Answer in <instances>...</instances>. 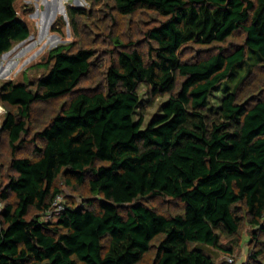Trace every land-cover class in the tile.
Returning a JSON list of instances; mask_svg holds the SVG:
<instances>
[{"label": "trees", "instance_id": "16d2710c", "mask_svg": "<svg viewBox=\"0 0 264 264\" xmlns=\"http://www.w3.org/2000/svg\"><path fill=\"white\" fill-rule=\"evenodd\" d=\"M16 1L0 0V57L30 37ZM109 1L123 16L151 10L164 18L146 33L148 60L116 39L121 50L103 89L76 94L28 140L34 104L76 93L95 53L61 46L38 65L46 72L35 89L0 84V102L14 109L0 125L13 157L0 188V264H138L159 237L153 264H216L204 246L223 250L221 236L237 235L245 219L264 221V98L239 100L252 68L264 64V0ZM240 29L245 45L181 59L187 44L225 43ZM179 78V92L143 129L135 120L140 86L161 96ZM216 90L222 98L212 112ZM36 140L43 147L34 148L35 158L17 157ZM60 178L73 190L87 184L91 197L43 221L61 194ZM150 198L181 200L184 211L167 217L138 202ZM262 252L250 264H260Z\"/></svg>", "mask_w": 264, "mask_h": 264}, {"label": "rangeland", "instance_id": "374dc122", "mask_svg": "<svg viewBox=\"0 0 264 264\" xmlns=\"http://www.w3.org/2000/svg\"><path fill=\"white\" fill-rule=\"evenodd\" d=\"M15 9L20 19L29 27L30 38L22 44H15L9 54L0 57V84L7 81L31 83L32 89H35L37 81L46 72L38 65L46 63L51 51L61 46H72L73 51L80 48L91 49L95 53L91 70L82 78L76 93L34 104L27 140L34 138L43 130L64 107L69 105L76 94L103 89L106 72L121 50L119 44L115 42L116 39L133 44L134 48L148 60L150 41L146 33L164 20L162 16L151 10H139L132 15L123 16L109 0L100 3L88 0H17ZM41 14L46 17L42 30ZM246 38V32L240 29L225 43L208 46L189 43L180 50V56L183 61L188 62L201 60L221 48L233 50L235 47L245 45ZM182 81L183 79L179 78L175 90L161 96H154L148 87L140 86V104L136 109L135 120H143V129L162 114L163 106L170 100L171 95L179 92ZM235 83L236 81L230 83L231 89ZM221 98L222 94L218 90L212 93L208 103L210 111H217ZM257 98H264V64L252 68L239 90L240 102L245 103ZM10 110L14 111L12 107H6L0 102V125L4 123L6 114ZM37 146L43 147V142L36 140L35 144L26 145L17 153V157L35 158L34 148ZM12 158L7 134L1 132L0 188L7 185L12 175ZM57 184L64 205L77 206L82 204L84 199L91 197L87 184L77 190L67 186L62 178ZM10 197L11 203H14V195L11 194ZM138 202L167 217L182 214L184 211V204L178 199L150 198ZM0 208H3L1 202ZM123 210L126 211L127 208ZM34 214L35 212L32 211L29 218ZM41 219L56 221L54 217L42 216ZM161 240L162 237H159L152 242L149 252L138 264H153ZM220 244L223 250L203 247L215 258L216 264H225L228 257L234 259L229 264H250L252 254L261 250L263 252L258 258V263L264 264V221L261 226H252L248 219H245L239 233L233 237L221 236Z\"/></svg>", "mask_w": 264, "mask_h": 264}, {"label": "built area", "instance_id": "2783aa9c", "mask_svg": "<svg viewBox=\"0 0 264 264\" xmlns=\"http://www.w3.org/2000/svg\"><path fill=\"white\" fill-rule=\"evenodd\" d=\"M1 209V208H0ZM65 210V205L63 204V201L61 199V196H57L53 207L47 212V214L45 215L47 218H57L59 215H61L63 213V211ZM234 261L233 257H228L226 258V262L232 263Z\"/></svg>", "mask_w": 264, "mask_h": 264}, {"label": "bare ground", "instance_id": "6f19581e", "mask_svg": "<svg viewBox=\"0 0 264 264\" xmlns=\"http://www.w3.org/2000/svg\"><path fill=\"white\" fill-rule=\"evenodd\" d=\"M45 18H46L45 15L41 14V19H40L41 30L44 28V23H45V20H46Z\"/></svg>", "mask_w": 264, "mask_h": 264}, {"label": "water", "instance_id": "95a60500", "mask_svg": "<svg viewBox=\"0 0 264 264\" xmlns=\"http://www.w3.org/2000/svg\"><path fill=\"white\" fill-rule=\"evenodd\" d=\"M29 38H30V37H29ZM22 43H24V42H22ZM22 43H21V44H22ZM10 52H11V51H10ZM10 52H8V53H6V54H4V55H2V56H5V55L9 54Z\"/></svg>", "mask_w": 264, "mask_h": 264}]
</instances>
